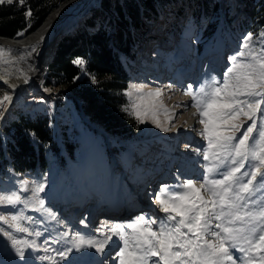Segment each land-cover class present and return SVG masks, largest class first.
Masks as SVG:
<instances>
[{
    "label": "rangeland",
    "instance_id": "rangeland-1",
    "mask_svg": "<svg viewBox=\"0 0 264 264\" xmlns=\"http://www.w3.org/2000/svg\"><path fill=\"white\" fill-rule=\"evenodd\" d=\"M65 1L67 0H55L50 5L45 19L39 25H43L46 19L53 15L52 21L55 22V29H62L61 32L65 33L64 35L70 34L81 27L84 19L91 14L90 10L99 7L100 3V0H92L86 6L89 0H71L61 6ZM4 2L7 3V0ZM12 2H17V7H21L19 0H12ZM262 2L264 0H252L248 6L255 7L259 11V7L263 5ZM25 3L26 0H24ZM245 3L246 0H174L164 10H159L156 13L157 18L153 14V18L145 22L144 28L142 27L144 32L142 35L136 31L131 32L133 39L132 59L128 60L125 54L118 51L121 63L127 66L131 77L125 90L128 100L127 115L135 120L134 131L131 134L122 137L109 134L100 124L93 123L90 119V121H86L88 117L82 112L80 101L76 97L73 98L72 90L66 87L59 88L60 86L55 85V83L46 86L45 80L50 76L48 65L51 58L47 65L43 66L42 77L38 79V89L26 86L20 88L18 92H9L6 88L0 87V101L5 95L12 96L10 101L0 103V115L13 102L7 110L6 118H3L1 122L15 119L18 112L34 114L42 110H49L55 117L54 134L60 145L59 152H56L55 156L48 153L46 157L48 164L45 169L37 168L25 173L13 171L9 179L0 180V196L11 195L13 192L20 196V201L15 205H0V216L8 219L9 223H11L10 217L12 215L23 216L25 219L19 223L28 229V232L14 231L9 227V223L0 221V264H81L83 261L80 260L83 259L80 257L83 255L73 251L80 239L76 235L77 230L74 228V224L71 225L67 218V212L70 211H65L62 214L61 206L56 204V200L59 198L62 200L61 196L76 197L80 193L87 192L81 189L85 183L90 186L89 189L99 194L101 191L105 193L99 199L102 203L115 201V198L109 199V197L107 200L106 196L114 190L125 189L129 184L134 185L133 189L130 188V190L132 189L135 193L139 192L141 190L140 184H142L141 177L160 176V182L155 184L154 189H152L154 190L152 200L155 201L156 206H158L155 199L156 194L159 193L162 186L166 185L170 190H180L177 183L162 179V176L166 177V170H169L171 166L170 154L175 155V152H171L169 148L172 143L169 142L172 138L168 137L167 134L172 127H176L180 133L185 129L182 128L183 125L175 116L177 112L174 109L178 107V104L174 98L170 100L167 97L162 98L161 95L159 97L147 95L149 92L160 89L163 84V79L157 78L150 69L157 66L164 68L171 66L176 72L174 79L182 76V79L187 80L189 75L184 72L183 63H178V55L182 50H186L189 55L194 56L193 65L197 74L195 77L196 84L191 87L193 91H196L210 83L213 78L222 81L224 73L231 66L229 58L236 56L239 52H246V56L241 59L255 63L247 56V53L255 51L258 54L264 50V35H262L264 34V22L260 23L257 21L258 19L253 21L252 17L249 16L250 23H244L249 20ZM185 4H187L186 7H184ZM213 4L216 6L211 11ZM203 5H206L208 9H204ZM55 10H58V13ZM175 10L179 11L180 16H174ZM28 11L30 10L26 9L24 12L27 25L29 22L31 24V16L26 15ZM75 11L78 12L75 13ZM107 15L110 13L107 12ZM111 16L114 18V15ZM113 20L112 18L109 21L104 19V26L110 31L113 30ZM64 23L71 24L60 28L59 25ZM86 30L88 31V28ZM163 30L166 34L160 33ZM20 32L26 35L32 31L27 32L26 29H22ZM51 34H44V38L51 39ZM135 34L138 37H135ZM249 34L252 35V40L246 50L243 45L245 37ZM64 35L61 34L56 39L53 49L51 48L49 51L50 57H52L59 40ZM14 36H17V33ZM36 42L40 41L37 40ZM219 50L222 51L221 58L218 57ZM196 51L198 57H195ZM32 61L33 59L25 60L27 63ZM0 66L8 68L6 71L14 76L16 81L26 79L24 83H29L30 80L27 78L32 75L29 69H25L24 75L21 76L17 70L18 73L13 75L12 70L14 69L8 65V67L6 65ZM181 68L182 70H180ZM0 71L5 70L1 68ZM185 82L187 81L182 80L180 88L186 86L184 85ZM188 89L189 87L185 88L186 91ZM60 93L70 95L76 103V108L63 96H59ZM39 97L43 100H39ZM47 102H49L48 105L45 104ZM261 107L264 108V104ZM78 114L80 116H77ZM260 115L261 113L258 112L257 117L259 118ZM236 122L244 123L245 127L251 124V121L244 116H240L239 121ZM157 123L161 126L157 127ZM240 134L237 133L236 135L239 136ZM204 143V149H206L207 141L205 139ZM182 145L184 144L182 143ZM7 155L8 165L11 168V157L8 153ZM204 163L206 165L208 162L204 161ZM173 165L175 166V164ZM204 166L203 168H205ZM246 168L247 162L245 169L241 171L243 172ZM125 175L129 184L123 180ZM40 184L44 185V189L37 194L36 188ZM262 194L263 200L260 207H264V191ZM87 195L90 202L91 199L97 197ZM39 201H43V207ZM140 204L130 211L122 213L120 215L122 217L115 220L116 227L124 226L123 230L131 233L132 230L126 226L135 222L136 217L141 215L145 216L146 219L163 217L162 214H155L151 210L144 209L143 204L141 206ZM77 216L80 219L85 216V208ZM59 218L63 220L61 225ZM92 225L95 223L93 222ZM155 227L154 225L153 230ZM5 231L11 232L14 238L21 241L34 242L35 246L30 248V251L35 250V252L31 253L32 251L28 250L27 245L21 244L19 247L23 248L26 257L25 260H22L17 254L16 248L12 246L11 239L2 234ZM183 231L186 232L187 229H183ZM37 233L39 234L37 235ZM117 235L119 236L118 243L114 244L115 247L112 251L113 264H119V257L116 254L123 247V240L118 233ZM61 251L65 253L63 257L59 255ZM232 251L234 254L237 252ZM78 255L79 258L75 260ZM40 257H46V259L41 260ZM155 259L152 258L149 264H152ZM255 264H259V261H255Z\"/></svg>",
    "mask_w": 264,
    "mask_h": 264
},
{
    "label": "snow or ice",
    "instance_id": "snow-or-ice-1",
    "mask_svg": "<svg viewBox=\"0 0 264 264\" xmlns=\"http://www.w3.org/2000/svg\"><path fill=\"white\" fill-rule=\"evenodd\" d=\"M19 2L23 5L24 0ZM26 15L30 17L31 11ZM23 34L19 32L17 36ZM251 40V34L245 37L244 49L249 48ZM4 51L0 48V54ZM245 56L246 52L242 51L229 58L231 66L222 81L213 78L196 91L189 86L184 93L192 98L196 109L193 115L198 114V122L203 125L199 134L207 141L206 149L197 150L208 162L204 166V180L197 186L189 179L179 185V191L162 186L155 199L165 216L156 219L138 216L126 226L131 233L125 232L124 226H113L123 240V247L116 254L119 264H149L152 258H156L152 264H255V261L264 264V207L249 209L250 202L256 204L251 199L253 195L264 191V108L261 107L264 104V50L258 54L247 53L255 63L241 59ZM74 63L84 65L82 59ZM147 95L159 97L161 93L156 90ZM10 100L5 95L0 103ZM240 116L251 124L245 127L244 123L236 122ZM237 133L241 134L237 136ZM246 162L247 168L242 172ZM43 189V184L38 185L36 193ZM201 190L208 194L207 199ZM19 201L20 196L15 192L0 196V205H15ZM39 203L43 207V201ZM24 219L12 215L9 223L0 216V221L9 223L18 232H28L19 223ZM214 220L219 221L214 225L219 231L213 230ZM2 234L11 239L22 260L26 259L25 252L19 246H35L34 242L14 238L11 232ZM84 243L78 240L76 246ZM87 243L97 252H104L106 241ZM232 250L242 253V257H236ZM59 255L63 257L65 253L61 251Z\"/></svg>",
    "mask_w": 264,
    "mask_h": 264
},
{
    "label": "trees",
    "instance_id": "trees-1",
    "mask_svg": "<svg viewBox=\"0 0 264 264\" xmlns=\"http://www.w3.org/2000/svg\"><path fill=\"white\" fill-rule=\"evenodd\" d=\"M54 1L26 0L21 7H17V2L1 3L0 35L12 37L22 29L32 31L45 19ZM173 2L174 0H100L99 7L90 10L91 14L84 19L80 28L59 40L48 65L50 76L45 80V85L55 83L59 88L72 90L73 98L80 101L82 112L109 134L122 137L133 133L135 120L127 115L128 100L125 93L130 76L126 66L121 63L118 51L133 56L131 32L136 31L142 35L145 22L152 19L153 14L157 18L156 13ZM250 2L252 0H246L245 3L248 16L253 21L258 19V22L263 23L264 2L259 11L255 7H249ZM215 6L213 4L211 11ZM203 7L208 9L206 5ZM26 9L31 11L30 26L24 18ZM173 14L180 16L177 10ZM109 17L114 19L112 31L104 26V19L109 21ZM244 23H250V19ZM134 36L138 37L136 34ZM77 59H82L84 65L75 64ZM59 96H63L76 108L70 95L60 93ZM38 99L43 100L41 97ZM45 104L48 105L49 102ZM54 122V114L49 110L34 114L18 112L15 119L0 122V180L9 179L13 171L25 173L47 167L48 153L55 156L60 149L54 134ZM7 153L11 157V168Z\"/></svg>",
    "mask_w": 264,
    "mask_h": 264
},
{
    "label": "bare ground",
    "instance_id": "bare-ground-1",
    "mask_svg": "<svg viewBox=\"0 0 264 264\" xmlns=\"http://www.w3.org/2000/svg\"><path fill=\"white\" fill-rule=\"evenodd\" d=\"M69 1L71 0H67L63 2L61 6H63ZM90 1L92 2V0H89L86 6L89 4ZM55 11L58 13V10ZM77 12L78 11H75V13ZM52 18L53 15L48 17L43 25H40L30 34H26V35L23 34L24 36L22 35V36H14V37H6V36L0 37V48L5 50L2 54H0V65H6V66L8 65L9 67H12L14 69L12 70L13 75L18 71L20 72L19 74L23 76L25 69H29L32 72V75H30L27 78L30 80L29 81L30 84H29L27 82L24 83L26 79L22 81L21 80L16 81L15 77L11 76L9 72L6 71L8 70V68H6L5 66L4 67L0 66V69L2 68V70L3 69L5 70V71H0V87L6 88L9 92L10 91L18 92L20 88H25L26 86L27 87L32 86L38 89V82H39L38 79L42 77L41 72L44 69L42 68V66L45 67L49 59L51 58L50 57L51 53L49 51L52 47L53 40L55 39L54 41H56L58 36L63 34V32H60L56 36L53 35V31L55 30L56 26H54L55 22L52 21ZM68 24L71 23H64L62 25H59V27L64 28ZM60 31H62V29ZM48 33H52L50 36L51 39L44 38L45 36L44 34H48ZM43 39L44 41H42ZM37 40L40 42H36ZM16 49H21V50H16ZM218 54H219L218 57L221 58L222 51L219 50ZM28 59H33V61L30 63L25 62V60ZM178 60H179L178 63H183L184 72L186 73V75H189V78L187 80L182 79L183 78L182 76H179L174 79L175 72L173 71L174 68L171 66H168L167 68L158 67L155 69L159 79H163L162 87L157 90L160 91L162 98L167 97V99L170 100L172 98L175 99V102L178 104V107L174 109L177 112L175 113V116L178 117L180 123L183 125L182 128L185 129L180 133L176 130V127L175 128L172 127L171 131H169V133L167 134L168 137L172 138V140L169 142V143L172 142L169 148L171 149V152L173 151L175 152V155L173 156L172 154H170L171 166L170 168L168 167L169 170L168 169L166 170L167 172L166 177L162 176V179L172 180L175 183H177L178 186L183 182L191 179L198 186L199 183L203 182L204 173H205V168H203V166L205 165L204 163L205 160L203 159V155L201 154V151L204 150L205 143H204V138H202V136L199 134L201 129H203V125H201L198 122L199 115L198 114L195 116L193 115L196 109L192 106L193 102L191 100V97L184 94L185 91L183 89L186 86L185 87L182 86V88H180V85L182 84V80L187 81L185 82L184 85L188 84V87L192 85L195 86L196 84L195 77L197 71L195 70V66L193 65L194 56L189 55L186 50L181 51V53L178 55ZM35 61H40V63L42 64L41 67L37 68L33 64ZM26 75L27 73L25 74V76ZM12 85H15V87H12ZM12 104L13 102L5 109L6 113L7 110L10 108V106H12ZM182 143L184 145H182ZM198 149H200L201 151H197ZM173 164H175V166ZM141 178H142V184H140L141 190L139 192L135 193L132 189L130 190V186H128L125 189L121 188V190L119 191L114 190L111 193H109V195L106 196L107 200L108 197L109 199L120 198L121 200H127L130 197L128 203H123V204L117 203L118 215H116L115 213L103 212V214L99 216L101 219H99V221L95 225H92V223L93 222L95 223V221H92V223H90V214H88V216L86 217L82 216L80 219L77 216L78 214L75 215L74 213L67 212L68 213L67 218L70 220L71 225L74 224L73 226L77 230L76 235L79 237L80 240L85 241L84 244L76 246V248H73L74 253L76 252L77 254L83 255L80 257L83 259L80 260L83 261L82 263L80 262L81 264H85L86 261H88L87 264L114 263L113 262L114 257L112 255V251L115 247L114 244L118 243L117 240L119 239V236L117 235L116 229H114L113 226H116L115 220H117L118 218L120 219V217H122L120 216L122 213L130 211L132 208L139 206L138 204L141 203L140 206L143 204L142 207L144 209L151 210L155 214L156 213H158L159 215L162 214V216L166 215L165 213L161 212L160 209H158L159 205L156 206L155 201L152 200L153 199L152 193L154 191L152 189H154L155 184L160 182L159 180L160 176L159 177L153 176L151 178L150 177H146V178L141 177ZM89 187L90 186L85 183L84 187H82L81 189L87 191L88 193L87 192L86 193L90 194L91 196H97L96 199L94 198V200H92L93 203L91 204V206H94L96 203L95 201H98L101 198L100 194H103V191H101V193L99 194L89 189ZM128 189L129 191H127ZM77 192L79 193V191ZM124 192H127L126 197H124L123 194ZM103 195H105V193ZM201 195H203L206 199L208 198V194L204 193L203 190H201ZM78 196L80 195L78 194ZM136 197L138 198L135 199ZM251 199L255 200L256 204H252L250 202L249 209L256 210V208L260 207V203L263 200L262 191L255 193ZM64 213L65 211H62V214ZM60 221L59 224L62 223L63 220L60 219ZM216 223H219V221H215V220L213 221V230L219 231V229L214 228V225ZM236 226L238 227L240 225L237 224ZM207 238L214 239L212 237H207ZM88 241H94V242L106 241L104 252L102 253L97 252L95 247H89L87 243ZM28 250L30 251V247H28ZM31 251H30L31 253L35 252V250H31ZM234 255L236 257H240L242 253L237 251L235 252ZM77 258H79V255L78 257H75V260ZM225 264H229V262H225Z\"/></svg>",
    "mask_w": 264,
    "mask_h": 264
},
{
    "label": "water",
    "instance_id": "water-1",
    "mask_svg": "<svg viewBox=\"0 0 264 264\" xmlns=\"http://www.w3.org/2000/svg\"><path fill=\"white\" fill-rule=\"evenodd\" d=\"M39 26H40V25H38L37 27H39ZM37 27H36V28H37ZM36 28H35V29H36ZM32 31H33V30H32ZM60 32H61L60 29L57 28V30L55 29V30L53 31V35L56 36V35H58ZM28 34H29V33H28ZM64 34H65V33H64ZM64 34H62V35H64ZM0 37H3V36L0 35ZM54 40H55V39H54ZM54 40H53L52 47L54 46V44H55L56 41H57V40H56V41H54ZM52 47H51V48H52ZM52 49H53V48H52ZM16 50H21V49H16ZM33 64H34L37 68L41 67V65H42V64L40 63V61H35ZM42 68H43V66H42ZM3 118H6V111H5V109L2 111V114H1V116H0V121H1Z\"/></svg>",
    "mask_w": 264,
    "mask_h": 264
}]
</instances>
